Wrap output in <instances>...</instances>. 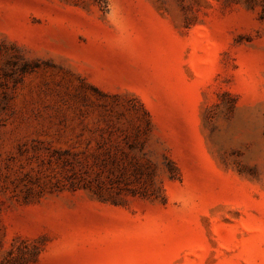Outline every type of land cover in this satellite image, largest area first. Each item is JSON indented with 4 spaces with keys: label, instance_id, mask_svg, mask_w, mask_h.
<instances>
[{
    "label": "rangeland",
    "instance_id": "374dc122",
    "mask_svg": "<svg viewBox=\"0 0 264 264\" xmlns=\"http://www.w3.org/2000/svg\"><path fill=\"white\" fill-rule=\"evenodd\" d=\"M0 264H264V0H0Z\"/></svg>",
    "mask_w": 264,
    "mask_h": 264
}]
</instances>
